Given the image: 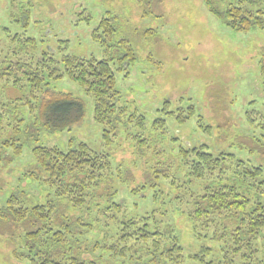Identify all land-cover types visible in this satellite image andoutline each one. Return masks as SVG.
<instances>
[{
  "label": "trees",
  "instance_id": "16d2710c",
  "mask_svg": "<svg viewBox=\"0 0 264 264\" xmlns=\"http://www.w3.org/2000/svg\"><path fill=\"white\" fill-rule=\"evenodd\" d=\"M214 1L204 0L208 10L234 31L264 28V0H216L217 5ZM15 6L18 12L12 20L0 26V82L4 88L12 86L29 93L23 98L8 99L0 92V160L4 159L5 150L13 156L20 155L26 136H34L38 129L63 131L82 121L84 102L51 85L63 78L92 97L93 120L103 128V144L109 145L116 123L120 122L118 110L122 111L117 106L119 92L109 60L57 56L51 48H43V40L28 30L31 4L16 1ZM112 20L109 14L102 17L93 30L92 37L98 43L115 33ZM129 53L133 59V52ZM126 55L118 60L124 63ZM20 107L29 112L27 122ZM193 114V108L188 107L186 115H176L175 119L183 123ZM127 117L123 123L126 130L133 126L140 131L145 129L143 115L130 111ZM164 124V118L152 122L153 126ZM143 142L142 136L136 135L135 144ZM31 152L35 163L24 177L35 178L49 193L45 201L31 203L25 193L16 190L0 202V224L10 233L7 238L13 260L30 264H211L207 260L213 252L211 247L201 246L196 253H184L171 218L179 211L189 219L196 240L220 242L221 253L242 251L243 264H263L264 167L242 160L232 164L231 153L213 156L204 146L179 148L187 180L171 177L166 183L173 190L168 188L166 192L160 189L159 180L143 182L130 191L139 195L150 189L152 202L159 203L161 198V205L172 202V209L162 210L160 204L159 208L155 204L156 209L149 212L127 215L126 208L114 199L116 190L111 191L109 186L101 193L106 204L99 202L98 190L113 173V160L108 153L94 151L83 142L67 150L36 145ZM233 165L238 172L233 170L225 176L226 169ZM154 175L162 174L154 171ZM213 175L199 191L194 190L192 180L199 182L204 176ZM70 210L77 215L70 214ZM20 225L24 229L12 233ZM95 228L102 233L101 238L93 234Z\"/></svg>",
  "mask_w": 264,
  "mask_h": 264
},
{
  "label": "rangeland",
  "instance_id": "374dc122",
  "mask_svg": "<svg viewBox=\"0 0 264 264\" xmlns=\"http://www.w3.org/2000/svg\"><path fill=\"white\" fill-rule=\"evenodd\" d=\"M16 1L31 4L28 30L36 39L43 40V48H51L57 56L109 60L119 92L117 106L122 111L118 110L120 122L116 123L112 142L105 146L103 128L93 120L92 97L67 78L52 81L56 90L84 102L83 119L63 131L38 129L34 136H26L18 156L9 150L2 152L0 202L16 190L25 193L31 203L47 198L49 190L45 186L31 176L24 177V172L35 163L31 148L36 145L67 150L83 142L94 151L108 153L113 160V173L102 183L98 194L101 196L107 186L116 190L114 199L126 208L127 215H141L159 208V204L162 210L172 209L173 203L165 202L162 206L161 198L159 203L152 202L150 189L139 195L130 191L143 182L159 180L160 189L166 192L171 188L166 183L171 177L187 180L179 148L204 146L213 156L231 153L232 164L242 160L264 167V28L234 31L208 10L204 0H0V26L9 23L18 12ZM214 4L217 5L216 0ZM108 14L113 17L116 31L98 43L92 37L93 30ZM129 51L133 52V59ZM123 54L127 55L121 63L118 58ZM2 84L0 92L8 99L23 98L29 93L12 86L4 88ZM188 107L193 108L194 114L178 123L176 115H186ZM130 111L144 116L145 129L140 131L133 126L126 130L123 123ZM19 112L27 122V109L20 107ZM157 118L165 119L164 127L152 125ZM136 135L142 136L143 145L135 144ZM233 170L238 172L233 165L226 169L225 176ZM154 171L166 174L167 179L162 175L156 177ZM212 177L215 176H204L199 182L192 180L194 190L199 191ZM99 202L106 204L102 196ZM69 213L77 215L73 210ZM171 218L186 255L208 246L213 251L207 259L211 264L245 261L242 251L221 253L220 242L196 240L184 213L175 211ZM22 229L24 226L20 225L11 231L18 234ZM9 234L0 224V264H30L10 257ZM93 234L102 237L98 228ZM262 259L264 264V256Z\"/></svg>",
  "mask_w": 264,
  "mask_h": 264
}]
</instances>
